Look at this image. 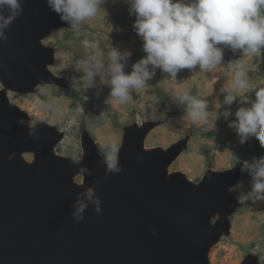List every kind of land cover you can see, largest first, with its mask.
I'll list each match as a JSON object with an SVG mask.
<instances>
[{"label":"water","instance_id":"water-1","mask_svg":"<svg viewBox=\"0 0 264 264\" xmlns=\"http://www.w3.org/2000/svg\"><path fill=\"white\" fill-rule=\"evenodd\" d=\"M0 16L13 17L0 27L1 82L13 91L63 84L47 68L54 60L42 44L62 23L49 0H19L16 9L0 7ZM152 128L127 133L115 169L89 142L87 184L80 185L76 167L48 152L52 128H32L0 92V264H209L208 253L226 230L211 217L228 207L235 175L208 176L201 188L182 173L170 175L168 164L185 141L165 152L145 149ZM26 150L38 158L25 167ZM90 188L100 213L87 199ZM77 194L87 205L79 222L72 215Z\"/></svg>","mask_w":264,"mask_h":264},{"label":"rangeland","instance_id":"rangeland-1","mask_svg":"<svg viewBox=\"0 0 264 264\" xmlns=\"http://www.w3.org/2000/svg\"><path fill=\"white\" fill-rule=\"evenodd\" d=\"M128 7L126 0H103L94 18L77 27L62 20L44 36L42 44L54 60L47 68L62 78L63 84L44 83L13 91L0 79V92L7 94L10 105L28 118L32 128H52L49 130L56 138L49 143L48 152L60 154L76 167L74 181L80 185L87 184L83 159L89 142L94 150L115 161L127 133L141 127L153 125L144 138L145 149L165 152L185 141V147L168 164L170 175L182 173L197 188L204 186L208 176L235 175L226 189L228 207L211 217L212 224H223L226 230L209 251V264H264V193L253 192L251 175L242 171L244 162L264 156V147L254 137L239 142L230 123L242 105H226L227 93L222 92L234 84L235 73L228 65L239 64L248 78L243 94L254 98V89L264 87V51L261 55H243L241 50L234 52L222 46L221 65L206 73L197 66L181 69L176 78H171L156 69L146 86L130 89L131 99L121 104L111 95L108 53L113 48L131 52L126 74L146 55ZM84 61L94 73L90 81ZM97 61L103 65L100 69L95 68ZM186 89L207 101L206 119L193 123L188 118L186 102L177 98ZM234 91L241 94L238 89ZM226 111L232 115L225 117ZM37 158L36 150L22 152L25 167Z\"/></svg>","mask_w":264,"mask_h":264},{"label":"clouds","instance_id":"clouds-1","mask_svg":"<svg viewBox=\"0 0 264 264\" xmlns=\"http://www.w3.org/2000/svg\"><path fill=\"white\" fill-rule=\"evenodd\" d=\"M103 0H49L51 10L58 13L62 20L73 27L94 18L100 10ZM130 16H134L133 28L141 39L142 50L146 54L132 66L130 73H125L126 62L131 52H120L115 48L108 53L110 61L111 95L118 103L131 99L130 89H141L153 78L156 69L176 78L181 69H196L208 72L220 66L223 61L224 47L234 52L241 50L243 55L264 51V0H126ZM19 0H0V7L10 9L18 7ZM12 16L3 17L0 27L12 22ZM89 81L94 73L88 68V61L83 62ZM235 73L231 88H223L227 93L226 105L234 102L242 105L235 111V119L230 127L236 130L241 144L249 138H255L264 147V87L254 89V98L243 94L248 88L247 73L239 64L228 65ZM103 67L100 61L96 69ZM238 89L241 93L236 95ZM253 91V90H252ZM187 104V116L193 122L206 119L207 101L185 90L177 97ZM232 115L226 111L225 117ZM77 158L76 162H78ZM109 169H115L109 157ZM242 171H247L252 179V190L264 193V156L253 158L243 164ZM87 199L93 201L96 212L100 213L101 201L94 198V189H88ZM78 205L73 212L75 222L84 218L87 205L81 194H77Z\"/></svg>","mask_w":264,"mask_h":264},{"label":"bare ground","instance_id":"bare-ground-1","mask_svg":"<svg viewBox=\"0 0 264 264\" xmlns=\"http://www.w3.org/2000/svg\"><path fill=\"white\" fill-rule=\"evenodd\" d=\"M84 153V152H83ZM57 156H61L60 154H56ZM85 155V154H84ZM82 161V160H81ZM2 170V166L0 165V171Z\"/></svg>","mask_w":264,"mask_h":264}]
</instances>
